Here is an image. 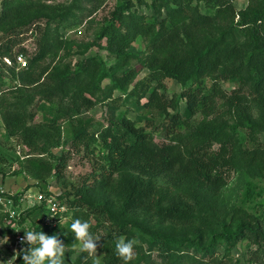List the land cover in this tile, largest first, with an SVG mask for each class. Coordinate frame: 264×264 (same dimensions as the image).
Instances as JSON below:
<instances>
[{
	"label": "trees",
	"instance_id": "16d2710c",
	"mask_svg": "<svg viewBox=\"0 0 264 264\" xmlns=\"http://www.w3.org/2000/svg\"><path fill=\"white\" fill-rule=\"evenodd\" d=\"M236 1L153 0L150 8L154 15L148 17L132 12L134 0H124L110 12L92 44L105 50L110 62L89 56L75 68L66 65L50 75L55 86L45 91L42 83L38 84L41 76L36 77L31 69L62 47L59 29L76 25L77 7L0 0V65L9 59L15 66L10 72L36 85L28 103L37 95L46 99L60 96L62 102L69 99V103H61L62 109H56L51 122L36 126L25 125L28 116L21 100L4 109L7 129L33 154L50 158H25L20 160L22 169L29 168L40 180L59 169L51 159L55 158L53 150L62 145L60 119H71L82 109L93 108L96 103L85 93L95 95L105 80L110 83L108 95L116 91L125 94L133 85V92H140L147 100L143 106L136 105L137 109L155 112L158 120H145L161 126L166 138L157 142L153 132L126 114L113 115L96 131L79 127L67 143L92 155V147L98 148L99 160L85 185L75 191L76 198L67 199L68 225L38 223V218L48 214L44 204L11 219V236L15 238L17 230L23 228L58 235L64 244L62 264H69L79 244L70 224L79 218L98 236L103 264H124L115 248L119 237L136 241L130 264H232V252L243 242L256 247L254 260H264V190L252 185L246 189L241 206L232 209L207 241L202 235L190 238L174 234L178 228L203 231L207 222L201 216L202 194L220 193L237 171L264 172V142L256 136L258 130L264 131V0H250L241 10H237ZM137 2L148 4L147 0ZM201 3L208 12H202ZM36 9L47 14L34 15ZM28 34L35 37V51L30 54L21 48L14 53ZM140 36L149 40L144 59L131 51ZM18 55L29 57L27 66L19 71ZM137 59L149 72L141 81H136L138 71L132 67ZM166 80L180 83L183 91L168 98ZM224 84L236 86L226 88ZM215 112L229 116L233 123H193L196 115ZM161 179L166 183H159ZM94 194L102 195V201H90ZM246 204L254 213L244 209ZM218 248L224 250L221 257ZM88 253L77 256L76 264H91ZM17 264H23L22 257Z\"/></svg>",
	"mask_w": 264,
	"mask_h": 264
},
{
	"label": "rangeland",
	"instance_id": "374dc122",
	"mask_svg": "<svg viewBox=\"0 0 264 264\" xmlns=\"http://www.w3.org/2000/svg\"><path fill=\"white\" fill-rule=\"evenodd\" d=\"M35 3H41L46 6L55 7L58 5H75L79 20L76 25L68 27H61L59 29V36L63 40V45L56 52L49 55L42 61L38 67L32 68L31 71L36 77L41 76L38 83L45 91H50L55 86L54 79L50 76L54 72L64 70L66 65L75 68L78 61L84 60L89 56H100L105 61L110 62L108 53L92 44L98 39L102 27L105 25L110 16V12L116 9L124 0H32ZM153 0H147V5H139L137 0H134V8L132 12L136 11L141 15L152 17L154 11L150 8ZM250 4V0H237L235 5L237 10L245 9ZM202 12L206 13L208 10L203 3L200 4ZM1 11V8H0ZM34 15L47 14V11L42 9L38 13V9L33 11ZM55 27V26H53ZM149 40L140 36L132 43L131 51L137 53L140 59H144L148 54ZM104 47L105 45L102 44ZM21 48H25L31 54L35 51V37L31 34L25 36V40L21 46L14 48V53H18ZM24 57V56H23ZM25 60L29 62V57L25 56ZM5 62V61H4ZM0 65V188L6 191L4 194L6 199H11L12 204L6 201L5 205H0V239L4 236L8 237V243L0 246V261H7L11 259L17 252H20L22 247H15L13 244L14 237L10 235L8 225L10 220L17 218L19 215L26 214L27 211L34 207H38V197L55 198L62 206H65L69 211L67 199L70 201L76 198L75 191L80 189L88 181L95 167L98 166L99 150L93 148L95 154H90L89 150L83 147L77 150L71 143H67L71 134L81 126H88L90 131H96L108 124L109 119L113 115L126 114L132 120H135L140 127H146L149 132H153L157 142L166 140L162 127H155V123H150L145 120L157 119L155 112H151L148 108L138 110L136 105H145L146 99L139 96L140 92L134 93L133 85L129 87L125 94L114 92L113 95H108L110 83L105 80L101 83V88L95 95L85 93V96L92 99L96 105L91 109H82L80 114L74 115L71 119L62 117L59 121L62 145L53 150L55 158L51 159L53 163L59 165V169L52 173L51 176L46 177L45 180L35 178L32 172L27 169H22L21 161L32 156L42 157L43 159H50L45 154H33L34 152L21 143L20 137L15 136L13 132L7 129L3 121V111L9 105L16 104L20 100L24 103L27 112L26 126H36L51 122L56 113V109H62L61 103H69V99L62 102L63 97H53L50 99L42 98L37 95L33 103H28L29 99L35 91L36 85H30L28 82H23L19 77L15 76L14 72H10L9 68H13V64ZM17 70H21L22 65H16ZM132 67L138 71L136 81L143 80L148 74V70L143 66L138 59L132 62ZM43 71L47 73L43 74ZM17 74V73H16ZM165 94L168 98L179 95L183 91L180 83L173 80L165 81ZM210 85V81H208ZM234 84H224L226 88H233ZM47 89V90H46ZM48 98V95H47ZM181 110H185V103H181ZM155 117V118H154ZM194 124L202 122H209L213 120L227 121L230 124L233 120L229 116L219 115L215 112L209 114H198L194 117ZM258 140L264 142V131L258 130L256 133ZM20 153V154H19ZM42 153V152H40ZM61 159V160H59ZM21 160V161H20ZM120 178V177H119ZM159 183H166L161 179ZM252 185L255 189L264 190V172L258 174L256 171L241 170L232 175L228 184L224 189L216 195L202 194L201 216L207 222L206 226L200 230H181L180 228L174 231L177 236L186 235L190 238H196L202 235L207 241L211 235L221 226L223 221L230 216L232 209L240 207L244 198L246 189ZM69 194V197L65 196ZM16 197V199H14ZM90 201H102L103 196L94 194ZM114 199H116L114 197ZM112 200V199H110ZM96 202H93L96 203ZM250 204H246L244 209L254 213ZM238 216L236 217V219ZM63 226L68 225L67 217L61 221ZM58 225V224H57ZM97 238L98 236L95 235ZM99 240V239H98ZM256 247L248 244V242L240 243L231 254L232 264H264V260H254L252 251ZM76 254L71 258L69 264H76L77 256L83 251L80 247V242L76 246ZM220 257L224 250L218 248ZM97 255L100 256L101 264H103V253L100 250V242H97ZM88 260L91 264H95V256L88 253ZM18 258L16 260V264Z\"/></svg>",
	"mask_w": 264,
	"mask_h": 264
},
{
	"label": "clouds",
	"instance_id": "9594fccd",
	"mask_svg": "<svg viewBox=\"0 0 264 264\" xmlns=\"http://www.w3.org/2000/svg\"><path fill=\"white\" fill-rule=\"evenodd\" d=\"M73 238L80 242L82 251L95 256V264H101L100 256L97 255L98 238L90 231V224L86 220L73 219L70 224ZM22 244L27 245L17 252L11 259L0 261V264H16V260L22 257L23 264H62L64 244L58 235H46L44 231L34 228H23ZM20 232V231H19ZM8 243V237L0 239V246ZM136 241L119 237L115 245L117 254L123 259L124 264H130Z\"/></svg>",
	"mask_w": 264,
	"mask_h": 264
},
{
	"label": "built area",
	"instance_id": "2783aa9c",
	"mask_svg": "<svg viewBox=\"0 0 264 264\" xmlns=\"http://www.w3.org/2000/svg\"><path fill=\"white\" fill-rule=\"evenodd\" d=\"M16 60L18 65L20 66L22 65V67L27 66V61L25 60V57H23V55H18L16 57ZM4 61L9 65L12 64V62L7 58H5ZM4 194H6V191L0 188V203L2 205H5L6 201H9V203L12 204V200L6 199ZM38 200H39L38 206L45 204V208L47 209V213H48L46 216L38 218V223L48 227H56L57 224L61 223V221L66 219V213L68 212V209L65 206H62L55 198L52 197L47 199L46 197L40 195L38 197ZM19 231L20 230H17L16 236L12 241L15 247H22L23 245L21 241L24 234L21 231L20 232Z\"/></svg>",
	"mask_w": 264,
	"mask_h": 264
}]
</instances>
